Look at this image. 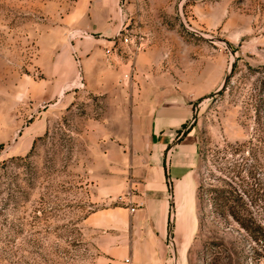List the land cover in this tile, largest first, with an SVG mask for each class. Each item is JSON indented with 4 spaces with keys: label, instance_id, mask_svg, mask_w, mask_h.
<instances>
[{
    "label": "rangeland",
    "instance_id": "1",
    "mask_svg": "<svg viewBox=\"0 0 264 264\" xmlns=\"http://www.w3.org/2000/svg\"><path fill=\"white\" fill-rule=\"evenodd\" d=\"M119 27L156 74L202 93L187 124L195 194L170 227L176 264H264L262 243L210 192L233 179L264 227V0H0V264H96L98 232L85 220L130 195L111 203L101 186L144 178L139 149L121 145L126 156L108 159L113 150L100 138L128 133L131 113L109 107H128L133 67L128 79L102 80L127 95L94 93L89 86L107 89L85 78L75 48L103 53Z\"/></svg>",
    "mask_w": 264,
    "mask_h": 264
},
{
    "label": "crops",
    "instance_id": "2",
    "mask_svg": "<svg viewBox=\"0 0 264 264\" xmlns=\"http://www.w3.org/2000/svg\"><path fill=\"white\" fill-rule=\"evenodd\" d=\"M112 28L103 27L101 30ZM122 28L119 27L118 32ZM104 43L103 53L94 50L88 56L89 51H85L83 46H75L83 54L81 63L85 78H95L101 81L100 86L105 85L107 89L100 90L95 84L94 87L89 86L92 92L127 95L125 90L118 94L112 83L109 87L102 80L128 79L131 67L134 72L130 79L131 100L128 107L117 103L109 107V110L115 111L127 108L131 113L128 133L104 131L100 138L106 141L105 147L113 150L106 158L110 159L113 153L118 154V159L126 156L121 145H128L139 149L140 156L136 159L143 161L147 167L139 171L138 176L144 177V180H139L138 187L130 179L101 186L100 198L104 197L111 203L123 192L130 195L123 198L128 203L107 205L92 212L85 220L88 228L98 232L100 255L96 264H126V260H130V264H176V254L170 243V227L175 211L177 213L179 207L186 206L187 196L193 198L195 194V160L193 165L188 163V155L192 154L195 158L196 153L193 138L187 135V124L196 113L193 97L202 93L195 89L188 91L175 77L177 75L166 72L161 77L156 74L154 61L134 51L138 44L133 39L130 44H124L122 38L115 35L114 39L105 38ZM102 58H105L104 66ZM136 79L138 83L143 81L140 87H136ZM178 187H186L185 201L178 200ZM133 188L140 189L143 196H132Z\"/></svg>",
    "mask_w": 264,
    "mask_h": 264
},
{
    "label": "trees",
    "instance_id": "3",
    "mask_svg": "<svg viewBox=\"0 0 264 264\" xmlns=\"http://www.w3.org/2000/svg\"><path fill=\"white\" fill-rule=\"evenodd\" d=\"M259 121H263L262 125L264 126V113L262 117H259ZM261 150H263V146L261 147ZM245 172L246 174H251L249 170H246ZM236 178L240 179L241 173H238ZM222 182V185L213 187L210 191L212 193L214 204L220 207L223 211L222 214H226L233 218V220L237 222L254 241L260 242L264 246V227L254 219L252 214H249L250 212L244 207V204L242 205L243 197H240L242 192L239 190L238 184L233 179H227ZM244 195L246 194L244 193ZM233 199L236 200L239 205H235L236 202H234ZM254 201L255 200L252 198L253 203L250 204L251 208H254L255 206Z\"/></svg>",
    "mask_w": 264,
    "mask_h": 264
},
{
    "label": "built area",
    "instance_id": "4",
    "mask_svg": "<svg viewBox=\"0 0 264 264\" xmlns=\"http://www.w3.org/2000/svg\"><path fill=\"white\" fill-rule=\"evenodd\" d=\"M117 37L118 38H122L123 40V43L124 44H130L132 42V36L131 34L126 30V28H122V30H120L118 33H117ZM143 46L139 43L134 51L135 52H140L142 50ZM132 212H134L135 210L134 209H131ZM126 264H130V260H126L125 261Z\"/></svg>",
    "mask_w": 264,
    "mask_h": 264
}]
</instances>
